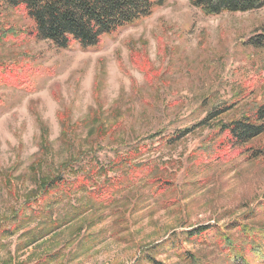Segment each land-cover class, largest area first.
I'll return each instance as SVG.
<instances>
[{
  "label": "rangeland",
  "instance_id": "rangeland-1",
  "mask_svg": "<svg viewBox=\"0 0 264 264\" xmlns=\"http://www.w3.org/2000/svg\"><path fill=\"white\" fill-rule=\"evenodd\" d=\"M261 34L164 0L60 49L0 10V264H264V133H218L264 102Z\"/></svg>",
  "mask_w": 264,
  "mask_h": 264
},
{
  "label": "trees",
  "instance_id": "trees-1",
  "mask_svg": "<svg viewBox=\"0 0 264 264\" xmlns=\"http://www.w3.org/2000/svg\"><path fill=\"white\" fill-rule=\"evenodd\" d=\"M188 1L206 15L248 12L264 6V0ZM163 2L164 0H0V10H22L31 21L34 37L47 40L60 49H69L74 45L81 49H90L97 48L103 37L112 36L150 16ZM254 40L255 42H251L253 45L264 49V34ZM229 109L228 105L217 108L208 119L219 117ZM218 133L225 134L235 149L249 148L247 145L264 133V102L248 114L226 123L221 122ZM112 163L120 167L126 164V160L118 158ZM92 174L95 172L90 173V176ZM81 178L82 181H89V173ZM57 179L58 182L64 181L62 178ZM82 181L76 177L73 183L80 186Z\"/></svg>",
  "mask_w": 264,
  "mask_h": 264
}]
</instances>
